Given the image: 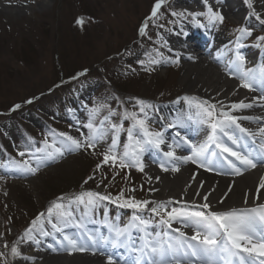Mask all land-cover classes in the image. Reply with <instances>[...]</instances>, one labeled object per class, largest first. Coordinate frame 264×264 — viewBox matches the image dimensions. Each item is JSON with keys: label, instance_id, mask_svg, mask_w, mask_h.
Wrapping results in <instances>:
<instances>
[{"label": "rangeland", "instance_id": "obj_1", "mask_svg": "<svg viewBox=\"0 0 264 264\" xmlns=\"http://www.w3.org/2000/svg\"><path fill=\"white\" fill-rule=\"evenodd\" d=\"M151 1L0 0V109H10L16 104L20 105L18 115L16 114L17 118H0V128L7 134L12 144L10 148L16 156L15 161L22 162L29 159L26 157L29 152L18 149L14 144V139L17 144L25 141V130L33 133L40 131L42 140L44 141L47 137L51 143L53 137L50 133L53 130L46 123L53 124L54 121L60 120L58 121L60 123L53 124L58 132L82 139L89 133V129L84 125L89 122V110L94 107L104 106L100 107V112L93 121L95 125H100V121L108 115L109 110L117 111L115 121L122 123L126 121L122 120L123 111L129 112L127 106L137 108L136 101L139 98L153 97L158 102L176 96L181 89L180 66L172 65V59L161 60L155 50L163 54L171 52L169 46H164L165 41L161 37L163 33L178 35L179 33L174 30L185 25L181 22L185 16L166 15L167 12H171L172 4L177 7L174 3L177 0H173L172 4L168 3V6L166 5L164 10L160 11L158 18L153 21L154 24L149 23L146 36L137 43L133 40L138 34L136 27L144 14L149 11L148 5ZM75 14H78L80 18L78 20L84 21L81 31L74 25L72 27V16ZM89 15H96V17L91 18ZM166 18L168 19L165 20ZM171 23L175 26L169 30ZM190 23H192L191 20L188 25H192ZM219 23L209 25L206 20L203 25L213 28L226 43L235 42L236 36L229 38L227 33L229 29L225 28L231 23L229 25L225 21ZM244 24L241 23V25ZM241 27L252 29V35L247 36L248 38L257 36V30H264L251 27L247 23ZM154 35L155 38H153ZM25 41L28 43L27 48L23 45ZM260 42L259 45L248 42L246 46L260 48L264 41ZM122 50L124 51L121 52ZM126 56L129 60H126ZM168 56L171 57V54ZM149 59H160V62L157 65L149 64ZM163 64L166 68L159 67ZM85 67L94 70H88L84 76L78 77L73 83L75 88L71 94L72 105L68 112L48 113L43 108L42 97L37 102L42 107L38 112L29 110L28 105L22 106L21 102L27 96L42 93L50 83L56 81L60 71L66 76L70 74L69 70L75 71ZM104 77L108 80L105 81ZM122 78L125 80L123 81ZM117 87L125 94L119 95L118 89L115 90ZM58 94L60 95L61 92H55L54 96ZM105 94L109 98H106ZM129 94L132 95L128 96ZM108 99L113 101V105L108 104ZM124 100H126L125 103ZM37 103H33L30 107H34ZM150 104L152 107L147 111L148 118H160L156 112L158 104L154 102ZM154 115L155 118H153ZM111 119L113 116L110 117ZM104 126H108L107 122ZM127 128L124 126L125 130ZM127 142V132L122 131L119 134L118 153L124 151V145ZM110 143L111 131L95 149L65 151L62 157L46 162L35 174L20 172L11 167L9 162L0 164V253L5 254L4 257H0V264H3L4 259H7L8 264H12L9 257L11 243L6 242L3 231H9L10 236L14 235L15 231L13 225H8L7 215L1 209L2 205V208L17 211L14 212L16 217L13 218L19 221L17 225L20 226L26 222L30 213L36 212V209L45 210L44 208L52 202L47 198L60 193L68 182L81 185L83 190L104 187L106 191H114V196H119L124 189L127 190L123 193L124 197H133L138 200L131 186L135 185V181L141 182L139 173L129 168H120L118 164L114 166L111 161L102 163L103 153ZM56 146L59 147V143ZM19 152H24L25 156H19ZM97 164H101L99 169ZM31 166L36 167L34 159L31 161ZM118 183L123 184L118 188L112 187L117 186ZM20 196L30 197L35 209L33 207L28 210L22 209L23 202ZM100 208L103 209L102 206ZM19 211L23 212L22 215H19ZM76 214L78 211H75V216ZM106 215L104 212L101 217L97 214L98 219L102 221ZM81 217L84 220L88 219L82 215ZM25 225L26 223L23 226ZM5 244L8 248H5Z\"/></svg>", "mask_w": 264, "mask_h": 264}, {"label": "snow or ice", "instance_id": "obj_2", "mask_svg": "<svg viewBox=\"0 0 264 264\" xmlns=\"http://www.w3.org/2000/svg\"><path fill=\"white\" fill-rule=\"evenodd\" d=\"M244 2L250 9L253 8L251 0H244ZM165 3L166 0H155L150 15L139 28L141 36L146 35L148 22L155 21L158 18L160 10ZM206 7V12H188L184 10L180 12L174 11L171 15L177 17L191 16L197 24H199L197 17L200 16H205L209 25L223 22L224 17L219 11H214L211 6L206 5ZM250 15H254L256 20L261 25H264V18L259 13L253 10ZM77 23H82V21L77 20ZM199 26L204 27L205 25ZM236 31L240 35L236 38L235 60L229 61V67L232 68L229 75L239 79L240 87L242 88L251 91L255 90V86L259 84L261 91L264 92V65L246 68L245 57L240 53V49L244 46L241 40L245 36H251L252 30L248 27H240ZM257 39L264 41V36L257 37ZM164 46H167L166 41ZM155 51L157 56L167 60L162 52H159V50ZM159 62L157 59H149L148 61L149 64ZM172 63H178V58L173 60ZM79 75H83V73ZM182 99L188 102L190 107L193 105L196 107V116L201 123L209 125L210 133L207 139L200 144H193L186 137L180 138L182 143L174 142V144H168V151L163 152L166 160L160 164L162 171H179V167L176 166L178 161L184 164L190 162L199 167H204L206 170H215L209 167L215 163L220 168L227 165V168L231 170L230 174L240 176L244 171L256 168L257 160L260 163H264V126L254 133L247 128L241 127L238 122L240 120H258L261 118L232 115L231 111L223 110V104H221V110L219 115H217L215 104L201 101L196 97L186 96ZM259 99L264 100V95L259 97ZM26 103H31V100L26 101ZM136 103L140 106V114L135 111H126L123 114L122 120L127 119L131 121L130 126L126 130L123 127V123L116 124L111 122L110 117L115 115V112L112 110H109L108 115L104 116L99 126L95 125L93 121L99 114L100 107L104 106L94 107L89 110V122L84 125L89 129L87 136L78 139L67 133L52 131L50 133L53 137L51 143H49L46 137L43 141V146L36 148L34 153H30L28 160H23L22 162L11 161V167L23 173L35 174L46 162L62 157L65 151L95 149L101 141L106 139L109 131H111V143L103 153L102 163L106 164L111 161L114 166L118 164L120 168L135 167L138 171L143 172L144 163L141 157L144 152L148 148L160 150L161 145L165 144V139L163 132L154 131L149 127V118L145 109L151 108L152 105L139 99ZM252 106L250 103L240 101L231 104V110L251 108ZM19 107L20 105L16 104L12 110L14 111ZM188 118L191 119L192 117L189 116ZM105 122L108 124L107 127L104 126ZM176 123L182 125V120L178 119ZM174 126L176 124L168 125V127ZM236 130H239L244 136L251 137L253 142L256 141L257 136L261 137L260 152H242L230 147L223 137H226L232 145H238L242 137H238L235 134ZM122 131L127 132L128 142L124 145V151L118 153L119 134ZM179 135L177 133V136ZM57 143H59V147L56 146ZM185 145L190 149V155L177 156L175 148H181ZM18 155L23 157L25 153L19 152ZM33 159L36 161V167L31 166ZM166 165H171V168L169 169ZM100 167L101 164H97V169ZM229 190H231V187ZM262 190H264V176L260 177L258 187L256 188L257 199H259L260 195L264 194ZM65 200H67V203L64 202ZM204 200L205 203L191 208L187 206L169 208V205L173 203L172 201L157 202L137 200L133 197L125 198L123 191L115 198L95 191H81L69 197H58L47 208L46 216L45 213H40L36 216L31 222L30 227L25 230L22 239L25 242L30 241L39 246L41 241L33 233H38L41 237L51 235L53 239H56L55 234L59 233L63 239L62 241L57 240V243L61 245L62 249L67 250L69 254L88 250H91L95 254L98 248L105 246H111L112 249L124 248L130 254H134L131 261H124L123 256L116 259L114 258V254H108L106 264H122V262L123 264H264V203L257 204L254 207L230 208L218 211L212 209L211 205L207 202V196H204ZM102 201H110L119 204L120 207L133 209L134 214L129 223L120 227L108 223L106 218L105 225L108 227V236L95 235L84 231L80 234L79 238H76L64 233L63 229L69 225H75L77 228L82 227L76 221L75 211H79L82 206V215L88 216L100 206ZM247 201L248 197L246 195L245 203ZM73 205L76 206L75 211L73 210ZM145 210L155 216H159V223L166 230L153 235L148 230L150 227L149 220L144 219L141 215ZM45 220L47 225L51 226L52 232L46 230ZM174 223H179L182 227L191 228L193 234L188 236L181 229L173 228L172 225ZM133 229L143 234L139 247H136L133 241ZM171 233H176L177 235H172ZM89 241L91 244L87 243ZM64 242H66V245ZM49 247H52V245H49ZM5 248H8L7 244H5ZM53 250L55 251V249ZM4 255V253H0V257H4ZM10 255L14 259H31L30 257L22 256L21 250L16 243L11 246ZM3 264H8L7 259H4Z\"/></svg>", "mask_w": 264, "mask_h": 264}, {"label": "bare ground", "instance_id": "obj_3", "mask_svg": "<svg viewBox=\"0 0 264 264\" xmlns=\"http://www.w3.org/2000/svg\"><path fill=\"white\" fill-rule=\"evenodd\" d=\"M180 1L186 2V4L191 2L197 6L207 1V3L212 4L209 0ZM225 1L219 0L217 3H214L213 7L222 11L228 20L246 21L250 25L264 28V25H261L254 15H250L254 10L264 18V0H251L253 5L252 9L248 7L244 0H239L234 7L226 5ZM245 15H249V17L244 18ZM207 32L212 37H215V32L211 28L207 29ZM204 38L202 37L201 31L198 33V31L192 30L186 39L182 38L181 40L186 44L183 47L184 51H181L182 53L179 55V66H181L182 72L181 87L188 93H194L201 100L215 104L217 115H219L221 104H223V110L231 111L232 115L261 118L258 120L238 121L240 125L241 123L245 125L249 131L257 132L260 127L264 126V101L259 100L252 90L250 91L249 89L240 87V81L234 76L229 75L232 69L220 57L208 52L207 46L203 45L207 42V38ZM220 42L222 43L223 41L221 40ZM227 52L235 55V48L231 47ZM240 52L256 54L258 61H255L256 65L252 68L261 65L260 60L264 57V51L256 50L252 47H242ZM258 87L260 88L259 84L255 86V89ZM240 101L250 103L253 106L251 108L232 111L231 104ZM172 107L176 108L175 106ZM193 116H195L196 120L193 123L194 126L189 127V130L191 132L197 131L194 132V135L200 141H205L210 133V127L208 124L199 121L196 112ZM177 128H179V125L164 132L162 131L164 133L165 144L161 145V151H168L167 145L174 144L172 139L175 136ZM180 128L185 131L187 130L185 127ZM223 139L227 140L226 137H223ZM256 140L260 141L261 137L257 136ZM152 150L156 151L154 148ZM177 153L179 152L177 151ZM149 155L150 152H146L141 157L144 163V180L148 184L149 191L145 200L157 202L178 201L181 203L179 208L184 206L191 208L205 203L204 196H207V202L211 205L212 209L218 211L228 210L230 208L253 207L257 204L264 203V194L260 195L259 199L256 198V188L258 187L260 177L264 173V163L258 162L256 168L248 169L240 176H235L227 172L224 174L217 171L211 165L209 167L215 170H206L204 167H199L190 162L184 164L179 161L176 164L180 169L179 171L172 172L169 170L165 172L161 170L159 165H155L154 162L149 160ZM176 155L178 156L179 154ZM160 158L164 161L166 160L163 156H160ZM166 166L169 169L171 168V165ZM230 187L231 190H229ZM246 195L248 197L247 203H245ZM85 224L89 226V223ZM174 225L173 228L181 229L182 227L179 223H174ZM57 234L60 235L59 233ZM17 244L19 245L18 247L21 250L22 256L30 257L31 259H14L10 256L13 264H106L107 262L108 254H102L100 250H97L95 254L91 250L69 254L61 246L57 248L55 246L53 248L55 249L54 251L53 249L43 248V244L40 243L39 246L35 245L38 247V250L30 252V245L22 243L21 241H18ZM119 249L128 253V250L124 248Z\"/></svg>", "mask_w": 264, "mask_h": 264}]
</instances>
